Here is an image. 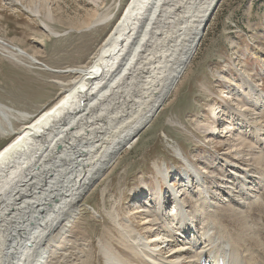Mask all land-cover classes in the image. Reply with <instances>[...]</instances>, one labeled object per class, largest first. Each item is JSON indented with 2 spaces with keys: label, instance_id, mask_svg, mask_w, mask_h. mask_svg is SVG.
I'll use <instances>...</instances> for the list:
<instances>
[{
  "label": "bare ground",
  "instance_id": "6f19581e",
  "mask_svg": "<svg viewBox=\"0 0 264 264\" xmlns=\"http://www.w3.org/2000/svg\"><path fill=\"white\" fill-rule=\"evenodd\" d=\"M222 1L130 0L92 64L68 71L54 72L35 56H23L16 45L0 38V54L17 65L27 68L36 65L41 66L43 71L78 76L66 84L68 89L59 102L15 132L17 137L0 151V264H79V260L82 264H94L91 240L84 235L79 238L80 242L74 239L79 229L77 221L83 210V201L89 189L104 178L119 157L133 149L143 130L150 127L182 83ZM111 19V16L99 17L91 28L105 26ZM43 27L46 32L47 29L51 31L48 25ZM243 79L248 88L256 92L255 84L248 78ZM230 98L238 102L237 98ZM231 111L237 113L234 105L221 110L217 124L233 119L231 114L226 117V113ZM243 112H248L247 108ZM15 116L21 120L31 118L28 113L0 103V132L5 136L12 135ZM254 124L258 125L257 122ZM204 125L202 122L196 124V131L207 135L219 127L214 123L209 127ZM231 129L234 128L230 125L223 129V140L220 142H226L230 137L233 139L229 136ZM208 140L216 141L212 137ZM180 157L184 163L183 171L176 173L174 170L183 179L178 182H182L180 192L173 190L168 168L157 170V177L170 184L168 189L172 190V198L180 199L176 206L177 214L166 206L162 208L159 201L153 203L152 195L149 201L131 205L134 213L143 216L148 211L153 212V209L157 212L162 229H155V232L151 227L154 224L144 217L142 225L151 227L147 236L135 229L131 219L121 220L114 213L112 216L111 211L106 215L111 217L120 233L117 244L129 255L147 264H201L203 256L197 255L199 244L206 241L208 245L203 251L209 253L212 261L222 259L229 264H252L245 262V256L228 240H225L228 244L223 245L224 240L214 235L212 224L205 234L204 228L203 231L200 229L201 222L198 232L189 229L183 233L188 229L185 225L193 217L186 211L181 198L196 185L207 187L208 180H204L205 172L198 170L185 155L180 154ZM235 165L230 167L237 168ZM238 177L237 180L242 181V177ZM235 179L234 183H237ZM251 179L256 180L252 176ZM219 181V186L215 188L219 190L218 198H221L220 195L229 192L225 184H232V179L220 177ZM157 185L159 187L160 182L157 181ZM215 188L201 190L198 198L204 202L201 204L203 207L210 208L214 204L211 199L215 198ZM246 188L241 189L245 192ZM208 207L207 211L210 210ZM179 227L183 228L180 230ZM198 233L201 235L198 236ZM98 247L105 264H132L109 238L101 237Z\"/></svg>",
  "mask_w": 264,
  "mask_h": 264
},
{
  "label": "rangeland",
  "instance_id": "374dc122",
  "mask_svg": "<svg viewBox=\"0 0 264 264\" xmlns=\"http://www.w3.org/2000/svg\"><path fill=\"white\" fill-rule=\"evenodd\" d=\"M129 1L0 0V38L16 45L23 56H35L40 63L54 72L90 66ZM104 16L112 17L110 23L91 28L97 18ZM44 25H48L52 32L48 29L46 32ZM10 64L18 67L20 72H10ZM32 68L35 70L17 65L0 54V94L16 99L29 96L34 101H40L53 91L55 98L46 108L48 110L65 96L68 89L66 84L78 78L68 73L45 70L47 73L40 72L38 69H41V66L34 65ZM243 77L255 84L257 93L248 88ZM230 90L232 95H229ZM259 94H264V0H223L182 83L150 127L143 130L133 149L119 157L104 178L89 189V194L83 201V210L77 221L79 229L75 237L79 239L84 235L91 240L94 264H105L98 247V240L103 236L113 241L117 250L123 252V256L130 259L132 264H147L143 263L142 259L129 255L124 248H120L117 244L120 233L111 217H107L106 214L112 211L111 215L115 214L121 220L128 217L133 221L135 229L147 236L149 234L146 233L148 230L151 231V227L153 230H161L159 217L154 209L143 216L134 213L135 209L131 205L138 203L139 200H145L146 197L142 196L136 201L135 196L140 191L142 195L145 192L148 196L149 194L154 196V192H157V181L163 186L162 178L157 177L158 166L168 168L169 173H173L170 176L177 183L183 180L182 176L176 174L182 172L184 168L180 154L185 155L198 170L204 171L203 176H206L204 180H208L207 187L196 185L190 191H186L184 200L182 198L184 206L187 207L186 211L191 212L188 214H192L199 225L202 223L200 229L203 231L204 228L203 234L209 232L212 224L215 227L214 235L231 242L234 249L240 250L245 256V262L264 264V96ZM229 97L237 98L238 102L229 100ZM230 105H234L237 113L227 112L226 117H230L231 114L233 119L228 118V121L217 124L218 117L222 115L220 111L229 108ZM246 108L248 112L245 113L243 110ZM28 115L31 116L29 120L14 117L15 127L11 136H5L0 132V151L17 137L15 132H19L36 117L32 113ZM214 116L216 117L213 118ZM201 122L205 124L204 126L209 127L214 123V126L219 127L216 126L218 128L215 132L210 131L205 135L196 131V124ZM255 122L258 125H255ZM228 125L234 128L229 133L233 139L230 137L226 142H220L223 140V129ZM211 137L216 141L209 142L208 139ZM241 143L244 146H240ZM245 146L253 149L249 150ZM230 165L237 168L233 169ZM238 176L242 177L240 178L242 181L234 183ZM251 176L256 179L255 182ZM220 177L232 179V184L224 183L227 185L226 188L229 187V192L218 198L219 190L215 187L219 186ZM244 187H247L245 194L248 195L241 199L239 191ZM204 188L209 191L215 188L213 189L215 198L211 199L214 206L210 205V208L203 207L201 204L204 202L198 198ZM102 191L105 192V197ZM206 194L209 195L208 192ZM154 200L159 201L152 197L153 203ZM207 207L210 209L209 213ZM235 207L237 212L233 211ZM172 208L169 210H177ZM144 217L155 226L144 227L142 225L145 223L142 222ZM76 238L74 239L78 242L81 241ZM203 243L204 246L208 245L206 241H201L200 247ZM80 262L82 261L79 260L78 263L82 264Z\"/></svg>",
  "mask_w": 264,
  "mask_h": 264
},
{
  "label": "crops",
  "instance_id": "0c3cea01",
  "mask_svg": "<svg viewBox=\"0 0 264 264\" xmlns=\"http://www.w3.org/2000/svg\"><path fill=\"white\" fill-rule=\"evenodd\" d=\"M10 66H11L9 68L10 72H13V73L20 72V69L18 67L12 66L11 64ZM32 74H35V73L32 72ZM54 98H55V93L53 91L51 92L50 95H48L47 97H45L44 99L40 101H34L29 96H27L26 98H22V99H16V98H11L5 94H0L1 103L9 107H12L13 109H18L21 111L35 114V115L44 111L52 103Z\"/></svg>",
  "mask_w": 264,
  "mask_h": 264
},
{
  "label": "built area",
  "instance_id": "2783aa9c",
  "mask_svg": "<svg viewBox=\"0 0 264 264\" xmlns=\"http://www.w3.org/2000/svg\"><path fill=\"white\" fill-rule=\"evenodd\" d=\"M43 67H45V66H43ZM39 70H42V69H39Z\"/></svg>",
  "mask_w": 264,
  "mask_h": 264
}]
</instances>
